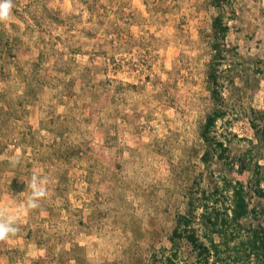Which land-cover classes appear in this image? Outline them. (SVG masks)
Here are the masks:
<instances>
[{
  "label": "rangeland",
  "instance_id": "374dc122",
  "mask_svg": "<svg viewBox=\"0 0 264 264\" xmlns=\"http://www.w3.org/2000/svg\"><path fill=\"white\" fill-rule=\"evenodd\" d=\"M263 110L264 0H12L0 156L20 162L0 159V208L30 195L34 173L49 183L0 264H162L179 217L200 235L204 207L229 205L223 180L253 209L238 238L262 231L255 176L237 163L263 165L250 126ZM175 252L198 264L185 236Z\"/></svg>",
  "mask_w": 264,
  "mask_h": 264
},
{
  "label": "trees",
  "instance_id": "16d2710c",
  "mask_svg": "<svg viewBox=\"0 0 264 264\" xmlns=\"http://www.w3.org/2000/svg\"><path fill=\"white\" fill-rule=\"evenodd\" d=\"M220 6L219 3H214ZM212 28L216 34L224 35L227 31L226 26H222L219 18H215ZM212 84L215 83L213 79ZM257 116L255 121L250 120L251 128L258 134L262 140V149L264 152V110L251 111ZM224 113L219 109L214 110L206 116L201 136L207 141V132L214 126L215 122L222 120ZM219 148L222 143L216 142ZM263 165L254 161L250 165L245 164L241 159L238 161V172L249 171L255 179L253 185L249 188L259 199L264 201V154L261 158ZM258 176V177H257ZM223 190L229 194V205L222 209H217L215 205L208 209L207 205L198 216L199 232L191 227L192 220L188 216H182L177 219L175 229L169 239L171 248L162 264H172L178 256L175 252L176 245L184 238L195 251V258L198 264H264V229H248L246 238L239 239L238 234L243 228L242 221L246 220L253 209L249 207V201L246 198L247 192L245 186L239 181L223 180ZM216 203V202H215ZM214 204V203H213ZM242 250V254L239 252Z\"/></svg>",
  "mask_w": 264,
  "mask_h": 264
},
{
  "label": "clouds",
  "instance_id": "9594fccd",
  "mask_svg": "<svg viewBox=\"0 0 264 264\" xmlns=\"http://www.w3.org/2000/svg\"><path fill=\"white\" fill-rule=\"evenodd\" d=\"M12 8V0H0V22L9 19L10 11ZM7 158L10 163L19 164L17 156L6 157L0 156V159ZM48 179L33 174L28 180V188L30 195L17 207L5 211L0 208V242L7 241L14 237L20 231V224L22 218L27 216L30 212L41 207V201L47 196Z\"/></svg>",
  "mask_w": 264,
  "mask_h": 264
},
{
  "label": "built area",
  "instance_id": "2783aa9c",
  "mask_svg": "<svg viewBox=\"0 0 264 264\" xmlns=\"http://www.w3.org/2000/svg\"><path fill=\"white\" fill-rule=\"evenodd\" d=\"M116 62H118V60H116Z\"/></svg>",
  "mask_w": 264,
  "mask_h": 264
}]
</instances>
